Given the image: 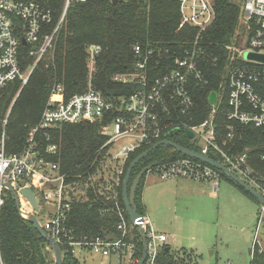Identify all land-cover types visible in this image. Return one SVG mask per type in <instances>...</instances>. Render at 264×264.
I'll use <instances>...</instances> for the list:
<instances>
[{"label": "built area", "instance_id": "1", "mask_svg": "<svg viewBox=\"0 0 264 264\" xmlns=\"http://www.w3.org/2000/svg\"><path fill=\"white\" fill-rule=\"evenodd\" d=\"M84 1L86 0H63L61 14L54 21L52 9L49 7L50 0H0V92L8 82L18 79L25 84L28 79L17 59L22 41L25 45L28 44V55L36 58L35 65L52 47L57 31L65 23L69 6L74 2ZM177 1L180 12L178 29L188 25L196 32L187 47L172 51V54H169L167 49L161 53L153 47L143 49L139 44L133 45L132 52L136 58L134 67L126 72L115 73L111 79L120 85L136 86L134 92L106 98L100 91L88 85L84 91L65 97L63 86L55 85L38 124L28 132L25 146L19 154L7 153L5 150L8 112L0 119V204L3 202L2 191L7 190L5 184L10 183L19 196L20 215L23 218L27 219L29 213L36 216L42 208L52 206L53 210L48 211L47 221L40 225L59 245L62 254L66 252L77 259L87 254L115 256L125 264L138 262V259L133 257L134 243L124 240L131 226L127 225L125 209L119 205L115 190L112 194L113 208L119 218L116 225L120 232L119 238L75 236L70 233L66 226L69 202L64 176L58 173L55 163L41 155L35 133L38 129H48L61 124L99 123V132L106 137L104 146L112 145L107 161L114 163L117 185L123 164L132 151L159 140L167 130L180 122L179 115H190L194 107L191 85L204 87L208 84L203 64L212 67H218L220 64L218 55L205 46L203 35L215 19L214 0ZM232 1L239 4L240 14L233 41L224 45L228 57L222 67V79L218 84L220 91L217 93L211 90L215 92V101L208 102L210 110L202 122L183 124L185 129L193 132L190 140L197 148L195 151L205 156H208L210 150L218 152L222 158V162L218 163L264 198V176L254 172L248 163L247 152L226 154L215 142L216 104L224 94L228 106V121L264 127V61L244 57L245 52L264 55V0ZM53 23L52 31H47V26ZM98 50L96 46H90L88 49L90 67ZM160 67L162 71L153 74ZM211 91L207 94V101ZM114 113L116 115H113ZM227 136L229 139L233 137L232 126ZM119 141L125 142L115 150ZM55 151L54 144H47L44 149V152L50 154ZM153 171L163 180L190 178L207 182L213 192L217 191L222 178L220 170L189 156L159 164ZM23 186L31 187L38 196L40 204L37 212L31 209L26 199L27 207H22L19 189ZM141 219L146 240V255L142 264H157L158 253L166 245L167 235L157 232L145 214L141 215ZM263 220L264 203L259 201L257 227L250 252L256 246L261 250L257 231Z\"/></svg>", "mask_w": 264, "mask_h": 264}, {"label": "trees", "instance_id": "2", "mask_svg": "<svg viewBox=\"0 0 264 264\" xmlns=\"http://www.w3.org/2000/svg\"><path fill=\"white\" fill-rule=\"evenodd\" d=\"M49 7L56 21L61 14L63 0H50ZM214 9L215 19L203 35L207 49L218 55L219 66L203 64L208 84L204 87L191 85L194 107L190 115H179L180 122L175 124L176 127L167 130L159 140L132 151L123 164L117 185L115 174L108 181V186L103 187L98 179L112 146H104L106 137L100 134L99 123L61 124L48 129H38L35 133L39 152L46 160L58 166V173L64 176L66 186L83 187V197L68 193L66 195L69 202L66 226L71 234L119 238L120 232L116 229L119 218L113 208L112 194L115 190L116 199L124 208L122 182L133 158L164 138L185 148L197 150L185 133L184 124H199L207 117L210 110L207 94L211 90L217 93L220 91L218 84L222 79V67L228 57L224 45L233 41L240 14L239 4L232 0H214ZM179 23L177 0H124L116 4H112L111 0H86L72 3L67 9L65 23L54 37L52 49L45 52L36 62L27 82L22 84L16 79L8 82L0 92V119L5 117L9 109L5 127L6 152L19 154L22 151L28 132L38 124L55 85L63 86L65 97L84 91L89 78L92 87L106 98L134 92L136 86L115 83L111 79L112 76L134 67L136 58L132 47L135 44L141 45L143 49L153 47L161 53L167 49L169 54L187 47L196 30L188 25L178 29ZM53 27L54 23L47 26V31H52ZM90 46L99 49L94 55L91 67L88 62ZM27 49L28 44H21L18 52L17 59L22 71L30 69L33 65V59L28 55ZM160 71L161 67L153 74L156 75ZM216 106L215 142L226 154H241L246 151L248 163L254 172L264 176V127L228 121L226 94L218 99ZM231 126L233 137L229 139L227 134ZM47 144L56 146L54 154L44 152ZM207 155L217 162H222L218 152L210 150ZM182 157L186 155L169 145L158 146L133 166L128 188L142 168L151 166V172L159 164ZM146 173L142 175L135 190V204L140 215H144L141 190ZM219 173L223 179L259 203L224 172ZM1 197L3 202L0 204V264H54L50 244L29 220L19 214L11 193L3 190ZM41 213H45L44 208L37 214ZM124 215L127 225L131 226L124 240L134 243L133 257L139 260L143 252L141 233L130 222L126 212ZM168 246L160 249L157 264H198L199 256L192 250L174 251L170 247L166 250ZM249 255L250 264H264V251L259 250L257 246ZM62 263L79 264V260L63 252ZM120 264L123 263L120 261Z\"/></svg>", "mask_w": 264, "mask_h": 264}, {"label": "rangeland", "instance_id": "3", "mask_svg": "<svg viewBox=\"0 0 264 264\" xmlns=\"http://www.w3.org/2000/svg\"><path fill=\"white\" fill-rule=\"evenodd\" d=\"M52 47L48 49L46 53L50 52ZM246 53L247 52H245V54ZM32 59V64L34 65L36 58L32 57ZM33 65L30 69L28 68L24 71L28 77L35 66ZM88 85L92 86L90 78L87 86ZM8 111L9 109L6 111V114ZM125 141H119L116 143L114 149L117 150ZM113 166L114 163L107 161L101 170L102 173L98 179L103 187L108 186V181L114 175L115 171L113 170ZM146 175L147 178L153 177V179L151 178V182H157L158 177L154 171H151L150 174ZM144 179H146V177L142 180V187L143 184H145ZM164 180L166 181L169 179ZM219 183L220 189L222 188V185H228V188L235 194V196L233 195V198H231L229 195H225L222 198L223 201L221 202V205L219 204L220 206H217L218 213L213 211V206H216V204H212L210 205V211L208 210L207 205L204 206L205 210L204 212H201V216L198 208L191 207L188 213H180L178 211L175 218L172 211L165 207L164 202H161L159 205L154 204V207L152 206V214L159 219L158 223L161 225V228L156 229L170 234L172 242L169 246L174 251L182 249L189 250V247L198 242L199 236L202 235L203 242L199 241L197 243L198 247L200 246V249L193 252L196 256H199L198 264H226V262H230L231 264H250L248 246L249 248L251 247V242L253 240L257 215L256 208H258V203L245 195L233 184H229L223 178L220 179ZM82 188L83 187L80 186H74V188L66 186L65 192L66 195L68 193L76 197H83L84 192ZM150 190H153V188L150 187ZM44 209L46 210L45 213L37 214L40 224H44V222L47 221L48 211H52L53 207L48 206L44 207ZM194 219L202 222L203 225L195 224ZM190 235H193L194 239H191ZM257 235L259 237L260 245H262V248L264 249V220L262 221L261 226H259ZM188 236L189 238H187ZM211 251H213V253L210 255ZM50 254L51 257L54 258L52 250L50 251ZM78 260L79 264H120L119 259L115 256L103 257L95 254L78 257Z\"/></svg>", "mask_w": 264, "mask_h": 264}, {"label": "water", "instance_id": "4", "mask_svg": "<svg viewBox=\"0 0 264 264\" xmlns=\"http://www.w3.org/2000/svg\"><path fill=\"white\" fill-rule=\"evenodd\" d=\"M121 1L122 0H111L112 4H116V3L121 2ZM22 44H25V42L22 41ZM245 58L253 59V60H257V61H262V62L264 61V55L263 54H257V53L247 52L245 54ZM214 101H215V92L211 91L208 95V102L213 103ZM185 133L187 134L189 139H191L193 137V132H191L190 130L185 129ZM160 145H169V146L173 147L176 151H178V152H180L186 156L196 158V159H198L204 163H207V164L215 167L216 169L224 172L230 179H232L234 182H236L238 185H240L245 191H247L249 194H251L254 198H256L258 201L264 203V198L256 190H254L253 188L248 186L243 180H241L235 174L230 172L222 164L218 163L217 161L213 160L212 158H210L208 156L200 154L199 152H197L195 150L188 149V148H185L181 145L173 143L166 138L161 139L160 141L151 145L148 149H146L143 152H141L140 154H138L135 158H133V160L129 163V165L125 171V175H124L123 182H122V199H123V203H124L125 212L127 213L130 222L134 226H136L138 228V230L140 231L141 239H142V243H143L142 257L138 260V262L136 264H142L144 259H145L146 240H145V234L143 233V229H142L141 215L137 212V207L135 204V190L139 184V181H140L142 175L144 173L148 172L150 170L151 166H146V167L142 168L138 172V174L134 177L129 188H128V181H129L130 173H131L133 166L140 159L145 157L149 152H151L153 149L157 148ZM5 186L7 187V190L11 193V195L15 201V206H16L19 214H20L21 210L19 208V196H18L17 192L15 191V189L12 187V185L10 183H6ZM19 195H21L23 198H25L28 201L29 205L31 206V209L34 212H37L39 210L40 200H39L38 196L36 195L35 191L31 187H29V186L21 187L19 189ZM26 218L42 234V236L45 237L47 242L50 244L52 251H53L54 264H63L62 263V253H61V249H60L59 245L52 238H50V236L45 232V230H43V228L41 227V225H40L39 221L37 220L35 214L29 213L26 216ZM166 250H169V246L166 247ZM210 254H211V252H210Z\"/></svg>", "mask_w": 264, "mask_h": 264}, {"label": "crops", "instance_id": "5", "mask_svg": "<svg viewBox=\"0 0 264 264\" xmlns=\"http://www.w3.org/2000/svg\"><path fill=\"white\" fill-rule=\"evenodd\" d=\"M146 174H150V172L148 171ZM146 174L144 176V178L146 177V179H144L145 184H143L141 190V201L144 209V214L145 216L148 217L152 227L157 232L167 235L168 239L166 245H169L172 242V238L170 239L169 233L156 229V228H161V225H159L158 223L159 219L156 216H154V214H152V210H153L152 206L154 207V204L159 205L161 202H164L165 207L168 208V210L172 211L175 218H176V213H178V211L180 213H188L191 207L198 208L201 216V212H204L205 210L204 207L205 205L208 206L207 208L210 211V205L216 204V206H213L214 207L213 211L218 213L217 206L219 204L221 205V202L223 201L222 198L225 195H229L231 198H233V195L235 196V194L231 192V190L228 188L229 187L228 185L227 186L222 185V188L220 189V183L217 191L213 192V190L210 189L211 186L207 182L196 181L190 178H175L165 181V180H161V178H159L158 175H156L158 177L157 182H151L153 177H151L152 179L147 178ZM227 182L231 184L229 181ZM150 187H152L153 190H150ZM257 209L258 208H256V214H257ZM194 223L203 225L202 222H199L195 219H194ZM256 227H257V215H256L255 230ZM190 236L191 239H194L193 235ZM187 238H189V236ZM199 241H202V235L199 236L198 242ZM198 242L194 243V245L189 247L190 248L189 250L195 252L196 250L200 249V246L198 247L197 244ZM260 248L262 251H264L262 245H260ZM249 250L250 248L248 246V255L250 253ZM212 253L213 251H211V254ZM122 263L124 264V261Z\"/></svg>", "mask_w": 264, "mask_h": 264}, {"label": "bare ground", "instance_id": "6", "mask_svg": "<svg viewBox=\"0 0 264 264\" xmlns=\"http://www.w3.org/2000/svg\"><path fill=\"white\" fill-rule=\"evenodd\" d=\"M20 202H21V205H22L23 208L27 207V206H26V200H25V198H23L22 196H21V198H20Z\"/></svg>", "mask_w": 264, "mask_h": 264}]
</instances>
